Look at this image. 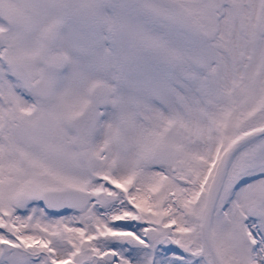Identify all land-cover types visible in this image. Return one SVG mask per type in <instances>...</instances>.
<instances>
[{"label": "snow or ice", "instance_id": "obj_1", "mask_svg": "<svg viewBox=\"0 0 264 264\" xmlns=\"http://www.w3.org/2000/svg\"><path fill=\"white\" fill-rule=\"evenodd\" d=\"M0 264H264V0H0Z\"/></svg>", "mask_w": 264, "mask_h": 264}]
</instances>
